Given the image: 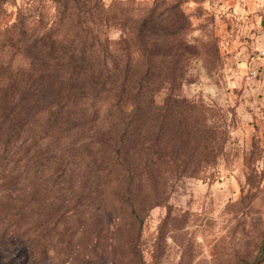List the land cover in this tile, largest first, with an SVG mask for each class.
Masks as SVG:
<instances>
[{
    "label": "rangeland",
    "instance_id": "rangeland-1",
    "mask_svg": "<svg viewBox=\"0 0 264 264\" xmlns=\"http://www.w3.org/2000/svg\"><path fill=\"white\" fill-rule=\"evenodd\" d=\"M0 1L2 27L30 0ZM101 2L105 84L0 180V264H264V0Z\"/></svg>",
    "mask_w": 264,
    "mask_h": 264
},
{
    "label": "trees",
    "instance_id": "trees-1",
    "mask_svg": "<svg viewBox=\"0 0 264 264\" xmlns=\"http://www.w3.org/2000/svg\"><path fill=\"white\" fill-rule=\"evenodd\" d=\"M51 1L58 5L57 19L45 17V3L30 0L12 21H4L0 27V180L17 182L22 161L23 167L32 158L35 161L39 158L42 163L49 151H56L51 157L60 158L52 143L76 127L77 123L68 127L76 119L84 121L77 116L72 118V109L94 103L105 84V78L99 77L104 55L100 54L97 33L91 28L100 22L94 16L104 7L103 3L101 0ZM112 8V12L117 10L116 5ZM1 13L5 14V9L0 1ZM107 19L115 20V14ZM65 21L75 23L69 28L71 34H63ZM78 37L81 41H76ZM146 94L147 90L141 93ZM38 121L45 123L44 130L37 128ZM36 137L50 141L36 146L31 156L26 157L29 145L25 144ZM13 141L16 145L11 146ZM30 200L27 213L38 216L41 206L32 196ZM61 209L47 206L46 217L51 220ZM36 222L32 229L38 239L41 231Z\"/></svg>",
    "mask_w": 264,
    "mask_h": 264
},
{
    "label": "built area",
    "instance_id": "built-area-1",
    "mask_svg": "<svg viewBox=\"0 0 264 264\" xmlns=\"http://www.w3.org/2000/svg\"><path fill=\"white\" fill-rule=\"evenodd\" d=\"M8 2L13 1V0H7ZM260 21L261 23L264 25V10L262 12H260ZM259 56L264 58V48H262L261 50H259Z\"/></svg>",
    "mask_w": 264,
    "mask_h": 264
},
{
    "label": "crops",
    "instance_id": "crops-1",
    "mask_svg": "<svg viewBox=\"0 0 264 264\" xmlns=\"http://www.w3.org/2000/svg\"><path fill=\"white\" fill-rule=\"evenodd\" d=\"M262 11H263V10H262ZM262 11H261V12H262ZM263 48H264V47H263Z\"/></svg>",
    "mask_w": 264,
    "mask_h": 264
}]
</instances>
